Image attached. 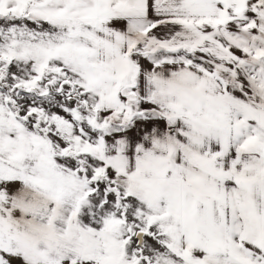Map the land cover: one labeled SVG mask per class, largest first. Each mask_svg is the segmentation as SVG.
Returning <instances> with one entry per match:
<instances>
[{"label":"snow or ice","instance_id":"snow-or-ice-1","mask_svg":"<svg viewBox=\"0 0 264 264\" xmlns=\"http://www.w3.org/2000/svg\"><path fill=\"white\" fill-rule=\"evenodd\" d=\"M0 264H264V0H0Z\"/></svg>","mask_w":264,"mask_h":264}]
</instances>
